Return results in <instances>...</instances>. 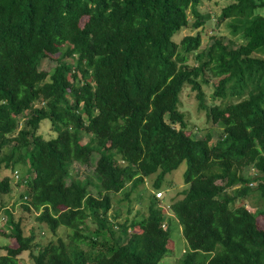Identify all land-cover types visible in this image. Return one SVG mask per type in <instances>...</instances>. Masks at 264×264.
Listing matches in <instances>:
<instances>
[{"label": "trees", "instance_id": "obj_1", "mask_svg": "<svg viewBox=\"0 0 264 264\" xmlns=\"http://www.w3.org/2000/svg\"><path fill=\"white\" fill-rule=\"evenodd\" d=\"M202 1L0 0V175L27 166L24 208L41 210L36 220L54 234L71 232L33 253L34 230L26 235L6 209L18 246H6L0 264H22L24 251L34 264H159L174 250V218L187 241L177 264H264V208L237 204L253 191L264 199V0L226 4L217 23L229 20L244 42L219 36L205 49L200 32L174 39L190 9L194 27L205 24ZM46 58L57 61L50 71L40 69ZM209 72L220 77L215 97L243 99L207 104ZM185 86L221 126L216 138L189 132L178 108ZM44 119L55 137L39 133ZM94 152L98 196L70 176ZM183 162L188 187L169 200L174 217L155 192L146 215L109 216L114 194L141 201L153 175L156 191L169 189L165 177ZM11 180L0 178V193Z\"/></svg>", "mask_w": 264, "mask_h": 264}, {"label": "rangeland", "instance_id": "obj_2", "mask_svg": "<svg viewBox=\"0 0 264 264\" xmlns=\"http://www.w3.org/2000/svg\"><path fill=\"white\" fill-rule=\"evenodd\" d=\"M231 1L233 0H203L199 6V10L205 19V24L199 28H195L194 22L196 21V16L192 9H190L188 11L190 19L189 25L183 28L180 32L176 33L174 39L177 42H180L185 35L196 34L200 32L202 36L201 49H205L207 46L212 44L219 36L224 37L225 43H228L231 47H238L244 42L241 33H234L231 30L229 20L217 23V17L220 16L222 8ZM257 13L264 15V8L257 9ZM260 55L264 56V53ZM193 62L194 60L192 59L191 63ZM56 65L57 61L46 58L42 61L40 69L50 71ZM206 77L208 79V83L204 84L203 86L206 94L207 104L225 105L226 103L232 101L236 102L243 99V97L240 98L231 95H227L226 97H215L214 92L220 77L215 75L213 76V74L210 72L207 73ZM180 99L181 101L178 103V108L186 114L189 132H193V134L197 135V137L204 138L208 132L214 131V137L216 138L222 128L220 125L212 123L210 120L208 121L206 110L199 107L196 92L193 91L190 86H185L182 94L180 95ZM39 133L42 134L46 139L56 136V131L54 130L49 119H44L42 121L39 128ZM98 158L99 154L94 152L88 164H84L82 162L74 163L70 174L71 177L85 182L91 193L97 196L98 193L96 191V187L100 182V177L96 172ZM186 168L187 163L183 162L177 169L168 173L165 177V184H171V188L161 189L163 190V197L161 198H165V200L162 202V205L166 208V215L168 216L170 215L174 217L173 211L169 208V200L172 198L181 197L182 191L188 187V184H186L184 179V171ZM18 170L20 173L16 174L15 172L12 173V170L4 168L3 173L0 175V178H3V176L6 175H12V191L4 194L0 193V255L6 253V246H18V242L16 238L13 237L12 229L7 221L8 214L6 213V209H10L13 212V216L15 217L16 221H19V219L23 220V228L26 235H29L31 230H34L36 234L37 245L33 246V253H37L39 244L46 245L51 240H56L57 236L66 237L68 233H71L66 227H60L57 231V234H54L47 224L39 223L36 220L35 217L41 213V210H34V212L24 208V205H26L28 202V200L25 199L27 194L22 196V194L26 191V187L23 182L19 183V177H21L20 174L24 176L25 173H27V166L19 167ZM248 173L253 176L256 174V171L254 169H250ZM17 175L19 177H17ZM17 179L19 180L17 181ZM155 179L156 175L147 178L145 186H143V189H145L143 192L144 197L141 199V201H138V194L136 191H133L129 196L132 199L131 202L127 201L126 194L123 191L114 194L112 197L113 204L111 210L109 211V216L113 217V215L119 214L118 219L122 221L126 217L134 219L146 215L148 213V203L151 195L154 192L155 194L158 192V190L156 191L154 189ZM251 187L255 188L256 182L251 183ZM128 188H130V184H128ZM140 188H142V185L139 186V189ZM242 203L246 204L247 207L252 211H258L264 208V199L261 198L258 191H253L249 197H245L241 201L237 202V204ZM258 222L259 226L264 228V216L259 215ZM90 223L93 226L96 225L94 222ZM172 225L174 227L172 231L174 250L164 256L159 264H177L176 258H182L184 250L187 248V241L183 235L182 226L177 218H174ZM20 260L22 264H34V259L30 251H24L20 255Z\"/></svg>", "mask_w": 264, "mask_h": 264}, {"label": "built area", "instance_id": "obj_3", "mask_svg": "<svg viewBox=\"0 0 264 264\" xmlns=\"http://www.w3.org/2000/svg\"><path fill=\"white\" fill-rule=\"evenodd\" d=\"M16 174H19L18 172H15ZM17 177H19L18 175H17ZM15 178V177H14ZM16 179V178H15ZM19 179H20V177H19ZM18 180V179H17ZM156 197L157 198H161V197H163V190H159L158 192H156Z\"/></svg>", "mask_w": 264, "mask_h": 264}, {"label": "clouds", "instance_id": "obj_4", "mask_svg": "<svg viewBox=\"0 0 264 264\" xmlns=\"http://www.w3.org/2000/svg\"><path fill=\"white\" fill-rule=\"evenodd\" d=\"M15 179V178H14ZM18 181V180H17ZM159 191V190H158ZM25 199H26V196H25Z\"/></svg>", "mask_w": 264, "mask_h": 264}]
</instances>
